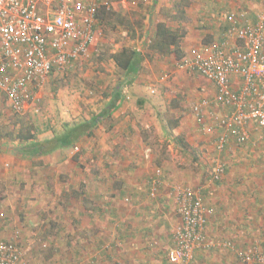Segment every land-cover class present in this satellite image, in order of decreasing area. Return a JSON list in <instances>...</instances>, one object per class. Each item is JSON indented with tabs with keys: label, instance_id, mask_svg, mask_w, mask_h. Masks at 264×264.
Wrapping results in <instances>:
<instances>
[{
	"label": "crops",
	"instance_id": "0c3cea01",
	"mask_svg": "<svg viewBox=\"0 0 264 264\" xmlns=\"http://www.w3.org/2000/svg\"><path fill=\"white\" fill-rule=\"evenodd\" d=\"M107 1L111 8L121 6L122 16L127 13L124 16L134 17L136 22L127 25V30L124 31L119 26L121 22H125L118 18L120 15L117 17L115 14L114 18L108 15L105 29L111 23L110 20L115 19L113 25L118 24L116 29L126 32V41L116 50H111V55L124 47L139 51L141 55L138 71L131 82L121 75L116 77L114 82L113 77L106 83L105 78L101 81L91 79L87 83L89 87L97 85L107 90L102 92L100 102L96 105L92 102H76L80 99L77 92L70 96L74 101H69L67 97L68 104L70 102L74 107L82 105L79 110L83 117L79 116L77 110L70 111L72 121L62 124L59 133L54 129L53 132L43 134L36 132L35 141L26 143L5 142L6 140L0 142V208L5 211L7 218L0 221V226L3 229H6V226L21 227L22 244L28 241L24 230H29V227L23 226L22 223L39 226L46 222L41 234L46 241H54L53 252L58 253V256L54 254L55 264H168L166 252L172 246L173 230L179 223L171 184L175 183L173 180L188 183L190 179L180 176L178 171H175L176 175L174 171L164 173L161 179L158 177L161 184L155 196H150V184L155 179V169L146 157L155 155L151 150V155H148L149 151L146 149L144 156L142 152L147 145V136L135 129L137 125L133 128L131 121L127 123L129 115L127 114V117L125 113L128 95L132 94L134 88V92L139 91L138 97L135 96L137 105L131 108L134 118L137 115L142 118L140 115L143 111L151 114L150 108L154 106H157L156 116L162 117V113H159L161 105L154 103L157 99L159 102H171L172 99H168L167 95L172 92L171 87L177 79L170 76L180 72L175 67L173 53L159 56L149 52L146 41L154 32L149 21H154V28L158 22H167L171 28L183 31L180 49L186 57L195 50H205L209 45L216 43L214 41H222L221 34H224L223 31L228 26L227 16L240 11L245 13V16L248 14L247 19L253 21L256 14L263 12L252 9L250 12L247 8L243 11L244 8H238L245 6L242 0L237 8L235 0ZM252 3L250 1V4ZM118 10L115 9L113 13L119 14ZM130 10L133 11L132 14L128 12ZM148 27L150 31L147 30ZM229 41L232 44L234 39ZM212 42L214 43L211 44ZM145 51L150 53L148 57L143 56ZM141 70L146 74H140ZM165 75L170 78H165ZM60 76L51 74L49 83ZM191 78L195 79L192 84L200 87L198 92L203 95L202 98H213L215 88L210 82L196 73H192ZM115 89L121 91L119 106L109 116L103 117L94 127L88 129L89 135L84 134L74 146L65 147L56 142L54 137L63 131L62 126L71 128L82 120L89 121L97 117L108 107ZM171 96L174 98L175 109H169V112H181L183 105L180 97L176 93ZM64 106L63 104L61 109ZM215 111L217 116L228 112L216 106ZM64 112L65 114L61 111L69 118L68 111L65 109ZM122 117H125L126 125L121 126V133L125 134L128 132L126 130L130 129L129 132L138 141L121 148L119 145H110L107 139L110 132L114 131L111 135L117 134L115 130L119 127L118 123L124 122ZM146 117L152 119L150 116ZM175 117L173 118L177 124L173 122L170 128H164V132L170 135L169 140L174 148L179 146L187 153L188 150L176 141L177 137L186 141L185 136L171 135L172 130L180 127V119ZM106 121L110 122V130L105 125ZM163 124L161 123V128ZM196 126V133H191L192 140L195 136L196 143L201 144L197 146L201 151L195 148L198 154L193 158L194 163L198 165V168L194 169L199 180L195 187L200 189L204 203L214 211L207 221L206 235L212 239L232 241L239 248L259 246L264 240V141L259 139L257 133L250 132L248 141L237 144L231 135L224 152L217 155L213 142L215 132L221 131L202 132L198 124ZM186 131L188 135L189 132L187 129ZM33 145L39 146L41 153L34 155L30 150ZM192 148L190 147V150H193ZM138 149L141 152L139 154L135 152ZM217 157L221 160L224 171L221 178L214 181L211 174ZM160 165L162 166L161 162ZM177 170H186V166ZM32 185L36 186L37 190H30ZM3 203L5 206L1 205ZM21 214L25 216L26 221L22 219ZM3 216L4 213L0 212V217ZM170 216H174L175 220ZM53 223L55 225H52ZM29 264H34L32 259H29ZM189 264L244 263L227 250H196Z\"/></svg>",
	"mask_w": 264,
	"mask_h": 264
},
{
	"label": "built area",
	"instance_id": "2783aa9c",
	"mask_svg": "<svg viewBox=\"0 0 264 264\" xmlns=\"http://www.w3.org/2000/svg\"><path fill=\"white\" fill-rule=\"evenodd\" d=\"M109 6L107 0H0V93L12 112L21 114L51 74L71 70L94 51L103 33L97 14ZM245 15L227 16L222 43L195 50L176 63L177 69L196 73L215 88L212 99L193 105L192 114L200 131H221L215 132L213 142L217 155L224 152L231 135L237 144L248 141L250 132L264 141V12L253 21ZM215 106L228 112L217 116ZM214 164L211 178L217 181L224 170L218 157ZM159 175L156 169L152 197ZM171 191L179 223L166 252L168 264H189L196 250H227L244 264H264V240L259 246L239 248L206 235L214 211L204 203L199 188L175 184ZM19 237L16 232L0 240V264H26Z\"/></svg>",
	"mask_w": 264,
	"mask_h": 264
},
{
	"label": "rangeland",
	"instance_id": "374dc122",
	"mask_svg": "<svg viewBox=\"0 0 264 264\" xmlns=\"http://www.w3.org/2000/svg\"><path fill=\"white\" fill-rule=\"evenodd\" d=\"M236 1L237 4L236 3L235 4L237 8L238 5H240L239 4L240 0H235V2ZM250 1H252L253 3L250 4ZM242 4H245V6L247 7L239 6L238 8H244V9L247 8L249 9L250 12L252 10L264 12V0H242ZM109 8L111 7L109 6ZM117 8L119 9L118 11H120V13L119 14H117V12L114 13L113 18L115 17V14L117 15V17L118 15H120L118 18L123 19L125 22H121V25L119 26H121L124 31L127 30V25L129 26L131 23L136 24L134 17L126 18L124 16L127 13L122 16L121 6H116L115 8H111V12H115L114 10ZM247 9L243 11H246ZM128 12H130L131 14L133 13V11L131 10ZM238 13H240V11H238ZM246 18H249L248 14ZM113 21L116 22L115 19L110 20L111 23L109 24V26H106V29L104 24L101 25L103 33H102V37L96 40L95 43L96 51L89 54V56H87L85 59L77 61V63L71 70L66 71L64 73L63 72L60 73L59 75L61 76L56 77V79H53L54 82L50 81L49 83L48 80L43 86V88L36 95V99L33 101H29L25 110L21 114L12 112L8 103L5 100H3V96L0 93V115H1L0 120L6 124V126L4 127L5 131L15 132L14 128L18 129V127L20 126L26 127L27 125L28 126L32 125L34 131L37 132L38 134H43L51 131L53 132V129L54 131H58L57 133H59L61 131L60 126L62 124L64 123L69 124L72 121L71 113H69L70 111L77 110V112H79V116L83 117L82 112L79 110L80 106L82 105L78 104L76 105V107H74V105H72L70 102L68 104L67 97H69V101H74L72 98L70 99V96L72 94L73 95L76 94L77 92L80 99H77L76 102H80V103L84 102V104L86 103L90 104V102H92L93 105H96L98 102H100V98L103 95L102 92L105 89L97 85H94V87L92 86L89 87L87 83H89L90 80L93 78L100 79V81L101 79L105 78L104 80L106 83L107 81H110V77H113L112 79L114 82V80H116L115 78L116 77L119 78L121 75L118 74V72L116 71L113 65V62L111 61V50H116L119 45L123 44L126 41V39L124 38L126 37L125 35L126 32L118 31V29H116L117 27L116 25L118 24L115 23L113 25ZM190 24L191 26L193 25L192 23ZM111 25L114 26V28ZM149 25L152 27V29H154V21L150 20ZM149 28L150 27L147 28L148 31H150ZM150 37L151 36L147 37L146 45L148 44ZM147 55H150V53L146 52L144 53L143 56L146 57ZM179 71H180L179 73H173V75L170 76V77H176L177 79L174 80L176 82H174L175 84L171 87L172 92L167 95L168 99H172L171 102L170 103L166 102V100L165 101L161 100V102H159V100L157 99L156 102L154 103V105H159V106L161 105V112L159 113H162L161 114L162 117L156 116L157 106H154V108L153 107L150 108L151 114H149L148 111L147 112L143 111L140 115L142 116V118H140L139 115H137V117L134 118L131 112V108L137 105L135 101V96L138 97L139 95V91L134 92V88L132 89L131 92L132 94L128 95L129 100L125 113L126 115L127 114L129 115V117L127 115L128 117L127 123L131 121L133 123V128L134 125H137L135 129L139 133H142L143 136H147V142H146L147 145L144 146L146 148L143 149L144 151L142 153L145 156L147 149V151H149L148 155H151L150 150L155 155L154 157L147 156L146 160L147 161L150 160L149 162L151 163L153 169L155 170L158 169L160 171L159 178L161 179V176L164 173L168 174V172L172 173L174 171L175 173V171H178L181 174L180 176H184L185 179L186 177H188L190 180H188V183L182 182L181 180H173V182L175 183L171 185L176 184V185H188L191 187H195L197 186L198 184L197 182H199V180L197 179L198 175H195L196 171L194 172V169H197L198 165L194 163L193 158L196 157V154H198V152H195V148L199 150L197 148L199 142L196 143L195 136L194 139L192 140L193 135L191 133H196L195 129L197 127L196 118L192 114V107L196 102L200 100V98L202 99L203 95L198 92V89H200V87L192 84L193 80H195L194 78H191L192 73H188L181 70ZM141 73L146 74L144 70H141L140 74ZM168 75H165V78L169 79L170 77H168ZM174 93H176V95L180 97L183 106L182 108H180L181 112L179 111L178 113L175 112L176 114L173 113L171 114L169 112V109H175L173 108L174 98L171 96ZM63 104L65 106L64 108L61 109V106ZM65 109L68 111L67 114H70L69 118L64 115ZM61 111H63L64 114H62ZM146 116H150L152 117V119H148ZM154 116H156V118H154ZM174 116H176L175 118H177V120L180 119V127H178L177 130L175 129L176 132L175 130H172L171 135L185 136L184 137V139L186 140L185 142H187L190 147H193L192 148L193 150H190V147L188 146V151H186L187 153H184L181 150V148H179V146L174 148L171 145L172 144L171 140H169L170 135L164 132V128H170L174 120H176L173 118ZM124 118L125 117H122V120L124 122L118 123L119 127L116 128L115 130L117 134L111 135L112 133H114V131H112L109 133V135L111 136L108 135L107 140L112 146L119 145V147L122 148L124 146H131V144H136L135 141H138L135 137H133L132 133L129 132L131 131L130 129L126 130L128 132H125V134L121 133L122 132L121 126L126 125L125 124L126 121L124 120ZM161 119L163 120L162 122ZM172 119L173 121L171 122L170 120ZM53 123H55L54 126ZM109 123H110L109 121H106L105 125L108 127ZM161 123H164L163 128H161L162 127ZM186 129L189 132L188 135ZM108 130H110L109 127ZM2 141L3 140H1L0 142ZM7 141L8 140H6L5 142ZM199 145L201 146V144ZM135 152H138L139 154L140 151L138 149L135 150ZM13 153L15 154V152ZM160 162L162 163V166L160 165ZM185 166H186V170H182V171L177 170V168L182 169V167ZM176 173L174 175H176ZM30 190H37L36 186L34 185L30 186ZM1 205H4V203ZM0 207L2 208V206ZM1 208H0V212H3L4 216L0 217V221H4L7 218L5 215V211L2 210ZM21 216L22 219L26 221L25 216L23 214H21ZM173 217L170 216L171 219L175 220ZM45 223L39 226H32L28 223L26 224L22 223L23 226L26 225L27 228L29 227L28 232L27 230L26 231L24 230V232L27 234L25 238H28V241H26L27 243L22 242V244H20V239L22 236L20 229L21 227L13 226L10 228L6 226V229H3L2 226H0V240L8 239L12 234L18 232L20 235L19 245L22 249V255L24 258L23 260L26 262V264H29V259L30 260L32 259L34 264H55L53 262V259L54 256L57 255L58 253L53 252L55 247H53L52 244L54 241H50V240L46 241L41 234L42 233L41 231H43V227ZM34 224L36 225L37 222H34ZM52 225L55 224L53 223Z\"/></svg>",
	"mask_w": 264,
	"mask_h": 264
},
{
	"label": "trees",
	"instance_id": "16d2710c",
	"mask_svg": "<svg viewBox=\"0 0 264 264\" xmlns=\"http://www.w3.org/2000/svg\"><path fill=\"white\" fill-rule=\"evenodd\" d=\"M108 15H114V13L111 12V8H109L108 11L106 9H100L98 11L97 18L100 25L107 23ZM227 29L228 26L225 27V30L223 31L224 34H221V36H223L221 38L222 41L225 38ZM183 34V31L180 32L177 28H171L167 22H158L155 25L153 35L149 38L147 48L149 49V52L155 53L159 56H165L173 53L177 63L184 57V54L180 49V43L183 38ZM222 41H214L216 43L212 42L211 44H219ZM140 55L141 53L139 51L136 52L130 47H124L121 51L111 55V61L113 62L118 74H121L122 77L131 82L138 71V67L140 66ZM120 92L121 91L119 89H115L113 91V95L111 97L112 99L109 101L108 107L104 108L97 117H94L89 121L82 120L71 128L62 126L64 128L63 131L54 137L56 138V142L62 144L65 147L71 145L74 146V144L78 142L77 140L83 137L84 134L89 135L90 133L88 132V129L94 127L95 124L103 117L109 116L111 112H113L119 106V99L121 97ZM175 124H177V121ZM5 126L6 124L0 120V141L12 140L19 143H26L35 141L36 139V132L34 131L32 125H27L26 127L20 126L18 129L14 128L15 132L5 131ZM176 141L181 144V146L186 148V150H188L189 145L183 140L182 137H177ZM30 150L34 155L41 153L39 146L36 145H33Z\"/></svg>",
	"mask_w": 264,
	"mask_h": 264
}]
</instances>
